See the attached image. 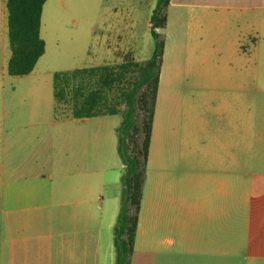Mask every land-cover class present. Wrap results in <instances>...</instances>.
Returning <instances> with one entry per match:
<instances>
[{
    "label": "crops",
    "instance_id": "0c3cea01",
    "mask_svg": "<svg viewBox=\"0 0 264 264\" xmlns=\"http://www.w3.org/2000/svg\"><path fill=\"white\" fill-rule=\"evenodd\" d=\"M6 1L0 0V264H115L114 226L124 168L118 153L119 126L101 143L94 123L86 128L80 125L74 147L69 151L62 143L57 155L50 144H26L19 134L7 136L8 131L32 128L38 139L43 129L32 122L19 126L8 121L18 116L11 113L10 117L4 108V64L8 66L11 57ZM166 15V26L158 30L164 54L131 264H228L234 255L229 252L221 205L227 197V164L216 156L204 160L205 173L198 175L202 182L196 184L195 174L188 170L195 162L187 159L186 171L177 176L179 164L173 154L180 115L163 109L162 72L170 57L185 55L189 67L197 69L226 68L241 63L244 56L248 64L255 63V50L264 52V0H170ZM90 31L106 64L122 63L138 50L135 20L131 14L120 16L116 8L107 21H94ZM209 81L208 128L215 133L222 126H214V118L215 125L222 121L225 127L234 114L236 119L239 114L241 127L244 82L239 81L234 92L222 94L218 79ZM95 118L99 117L72 120L87 124ZM10 139V147H5ZM211 144L221 146L214 134ZM27 150V157L21 159ZM31 152L33 157L28 159ZM178 201L185 211L176 214V225H155L169 204L173 213ZM188 222L195 225H180Z\"/></svg>",
    "mask_w": 264,
    "mask_h": 264
},
{
    "label": "rangeland",
    "instance_id": "374dc122",
    "mask_svg": "<svg viewBox=\"0 0 264 264\" xmlns=\"http://www.w3.org/2000/svg\"><path fill=\"white\" fill-rule=\"evenodd\" d=\"M157 2L49 0L43 11L41 27V37L47 44L46 54L36 70L29 76H10L7 73V62L4 64V108L10 117L11 113L18 116L16 119L8 118V121H16L19 126L28 122L42 125L43 133L38 134L36 139L37 134L33 133L32 128L26 131L17 129L14 133L8 131L7 136L19 134L20 142L26 144H50L53 152L43 153L52 152L57 155L62 143L67 144L69 151L71 145L74 147L76 127L83 125L86 128L94 123L100 131L102 143L103 136L121 125L122 116L99 117L87 124L73 121L68 106L59 105L57 109L53 95L54 74L107 63L106 57L104 59L97 54L95 39L90 30L94 21L101 18L107 21L113 8L122 17L131 14L136 22L138 50L127 58L136 61L149 59L155 43L149 23ZM254 55L253 64H248L244 56L241 63L215 70L189 67L186 55L176 60L170 57L162 72L163 109L180 115L178 145L173 154L179 164L177 176L181 178L186 171L184 160L187 159L195 162L188 170L195 174L193 181L196 180V184L202 182L198 175L205 173L201 165L204 160L216 156L227 164V197L221 205L226 213L225 233L229 252L231 254L233 251L234 255L229 256L228 264H264V52L258 48ZM213 78L218 79L217 89L222 94L232 90L234 92L238 82H244L241 127L239 114L237 119L234 114L232 121L225 127L222 121L215 125L217 119L214 118L213 125L222 126L221 131L215 130L212 133L208 128L206 97L211 91L209 80ZM213 134L221 143L218 148L211 144ZM11 141H7L5 147H10ZM140 144L141 141L138 142ZM29 152L27 150L21 159L27 157ZM101 153L104 155V152ZM32 157L31 152L28 159ZM116 159L121 163L117 156ZM35 161L33 159L30 162L33 168ZM108 189L111 191V188ZM181 205V201L174 204L172 213L169 204L167 213L155 225H176V214L182 216L185 211ZM202 215L200 217L204 221ZM200 225L205 224L201 222ZM188 235L193 236L192 233Z\"/></svg>",
    "mask_w": 264,
    "mask_h": 264
},
{
    "label": "trees",
    "instance_id": "16d2710c",
    "mask_svg": "<svg viewBox=\"0 0 264 264\" xmlns=\"http://www.w3.org/2000/svg\"><path fill=\"white\" fill-rule=\"evenodd\" d=\"M47 1H6L11 49L8 75H29L45 54L41 25ZM169 3L170 0H158L150 18L155 43L149 59L126 58L119 64L57 72L53 77L57 109L59 105L68 106L72 118L122 116L117 135L124 168L120 208L114 226L115 264H131L134 253L164 54V42L158 30L166 26Z\"/></svg>",
    "mask_w": 264,
    "mask_h": 264
}]
</instances>
